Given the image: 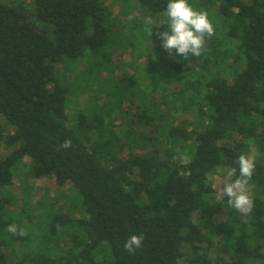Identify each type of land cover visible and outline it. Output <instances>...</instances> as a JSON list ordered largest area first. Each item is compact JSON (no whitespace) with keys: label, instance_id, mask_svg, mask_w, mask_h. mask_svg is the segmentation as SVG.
<instances>
[{"label":"trees","instance_id":"16d2710c","mask_svg":"<svg viewBox=\"0 0 264 264\" xmlns=\"http://www.w3.org/2000/svg\"><path fill=\"white\" fill-rule=\"evenodd\" d=\"M28 1L0 2V264H264V0H188L215 29L188 60L169 0ZM249 153L244 222L212 183Z\"/></svg>","mask_w":264,"mask_h":264},{"label":"clouds","instance_id":"9594fccd","mask_svg":"<svg viewBox=\"0 0 264 264\" xmlns=\"http://www.w3.org/2000/svg\"><path fill=\"white\" fill-rule=\"evenodd\" d=\"M165 13L167 30L158 33L161 47L170 55L175 50V53L185 60H188L190 55L200 56L205 49L206 39L212 37L215 31L208 13L194 9L188 0H169ZM146 22L152 24V18H146ZM152 28L149 30V36L152 35ZM61 147L65 150L70 148L71 140H65ZM176 151L179 152V149ZM255 157L256 153L241 154L237 160L239 175H237V168H227L222 179L219 180L213 196L214 200L220 202L227 197V206L238 211L244 222H247V218L254 208V198L249 191V182L256 168ZM178 158L182 164L188 163L187 156L180 155ZM7 231L12 235L23 236L26 234L16 224L9 225ZM144 239L142 233L131 235L123 245L124 250L129 254L135 253L142 246Z\"/></svg>","mask_w":264,"mask_h":264},{"label":"rangeland","instance_id":"374dc122","mask_svg":"<svg viewBox=\"0 0 264 264\" xmlns=\"http://www.w3.org/2000/svg\"><path fill=\"white\" fill-rule=\"evenodd\" d=\"M16 0H0V2L2 3H5V4H8V3H13L15 2ZM22 1H25V3H30L28 0H22ZM146 45V42L145 41H142L141 42V45L139 46L140 49L142 50V56L141 57H137V54H132V57L134 58V62L135 64H137L136 66V69L138 68V65L141 66V64L145 61V58H147V56H149V52H150V49H148L147 47H145ZM150 48V47H149ZM151 53V52H150ZM151 56H153L154 59L157 58V55L154 54V53H151L150 54ZM139 72L140 73H143V70L142 68L139 69ZM71 81V80H70ZM79 100L77 101V105L79 108L77 110L76 106L74 104H69L68 106V115L72 116V114L76 113L77 111L81 110L82 108H84V103H85V99L84 97H79L78 98ZM26 165H28V162L26 161L25 162ZM219 180L220 178L219 177H215L214 180H213V183H212V187L214 189V191L216 192V189H217V185L219 183ZM17 183V188H19V182L16 181ZM27 183L28 185L31 186L32 188V191L29 193V195H27V202H37V201H40V199L44 196H47V195H54L56 192H55V189H54V186H53V182L52 180L48 177V178H42V179H29L27 180ZM66 190V193L68 195L72 194L73 191H70L68 187L65 188ZM23 193V194H22ZM21 194L24 195L26 194L25 192L21 191L18 193V195L21 197ZM26 196V195H25Z\"/></svg>","mask_w":264,"mask_h":264}]
</instances>
